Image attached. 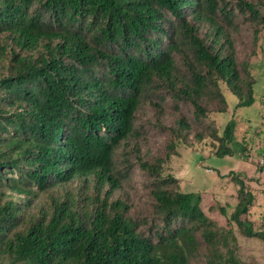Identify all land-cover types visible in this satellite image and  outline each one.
<instances>
[{"label":"trees","instance_id":"16d2710c","mask_svg":"<svg viewBox=\"0 0 264 264\" xmlns=\"http://www.w3.org/2000/svg\"><path fill=\"white\" fill-rule=\"evenodd\" d=\"M263 28L264 0H0V264H259L231 225L264 244L244 182L221 226L164 164L189 139L245 151L236 120L219 133L210 115L222 85L253 104ZM145 129L168 133L161 155L142 152ZM136 170L140 214L123 189Z\"/></svg>","mask_w":264,"mask_h":264},{"label":"rangeland","instance_id":"374dc122","mask_svg":"<svg viewBox=\"0 0 264 264\" xmlns=\"http://www.w3.org/2000/svg\"><path fill=\"white\" fill-rule=\"evenodd\" d=\"M241 40L243 48L240 54L243 55L249 51L251 45L249 38L243 37ZM249 63L255 79L253 104L236 108V96L222 85L227 109L210 115L219 133L229 119L236 120V140L244 143L245 151L242 153L236 150L232 154L217 155L215 140L211 141L207 137L201 140L189 139L187 143L179 142L178 155H172L164 164V173L179 179L177 186L181 191L200 192L203 210L221 226H226L227 218L238 202L237 189L241 181L254 196L248 213L241 218L252 221L255 228L264 225V28L259 32V39L254 53L250 55ZM139 117L146 121L147 127L155 122L149 105L141 107ZM174 117V113L168 112L164 121L170 125ZM167 139L168 133L148 130L146 137L140 139L142 152L147 158L161 155ZM130 159L134 161L133 158ZM235 175L238 176L237 179ZM132 176V180L127 186L123 185V189L129 195L132 213L140 214L147 209L149 197L142 189L140 172L136 170ZM219 206H224V214L219 211ZM231 225L239 244L238 253L241 258L244 261L264 264L263 242L241 234L235 222Z\"/></svg>","mask_w":264,"mask_h":264}]
</instances>
